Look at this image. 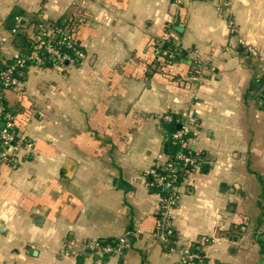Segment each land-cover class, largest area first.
I'll return each instance as SVG.
<instances>
[{
  "label": "crops",
  "instance_id": "crops-1",
  "mask_svg": "<svg viewBox=\"0 0 264 264\" xmlns=\"http://www.w3.org/2000/svg\"><path fill=\"white\" fill-rule=\"evenodd\" d=\"M41 23L85 55L44 52L3 90L33 147L0 161V264H264V0H0V69ZM184 142L196 163L161 229L155 171Z\"/></svg>",
  "mask_w": 264,
  "mask_h": 264
},
{
  "label": "built area",
  "instance_id": "built-area-1",
  "mask_svg": "<svg viewBox=\"0 0 264 264\" xmlns=\"http://www.w3.org/2000/svg\"><path fill=\"white\" fill-rule=\"evenodd\" d=\"M181 2L182 0H176ZM42 30L41 33H36L32 41V50L28 56L29 59L35 63L40 64L43 61L42 53L46 52L50 54L54 60V64L61 68H66L68 63L75 62L84 57V51L80 48V44L77 43L72 34L64 27H57L49 32H44L46 25L40 24ZM58 39H53L58 36ZM72 50V51H71ZM157 52L160 56H167L174 58L175 53L162 47V44L157 46ZM26 58L19 56L15 59L14 63L4 69H0V161H5L14 158V151L19 147H24L28 150L32 149L33 143L22 138L16 132L15 114L9 109L3 101V90L6 88L17 87L21 83V77L24 74V67H26ZM260 103L264 105V96L261 98ZM166 120L172 118L171 115H165ZM185 130H178L173 133L174 143H179L183 140ZM196 163L195 157L190 152L178 150L174 156L169 159L164 169L167 173L164 175H157L155 182L161 186H165L169 189V194L162 198L161 212L162 219L158 223L159 228L166 227V223L169 221L168 216L170 210L177 204L180 190L179 179L181 174L194 166ZM170 232V230L168 231ZM126 235L120 237L114 243L105 242L100 239H92L84 243V248L90 250V252L110 254L118 250H122L125 247ZM206 256L198 250L191 248H184L181 251L180 264H207Z\"/></svg>",
  "mask_w": 264,
  "mask_h": 264
},
{
  "label": "trees",
  "instance_id": "trees-1",
  "mask_svg": "<svg viewBox=\"0 0 264 264\" xmlns=\"http://www.w3.org/2000/svg\"><path fill=\"white\" fill-rule=\"evenodd\" d=\"M169 45H170L169 43H168V44H167V43H164V47H165V48H166V47H170L171 50H173L174 48L171 47V46H169ZM31 50H32V42L28 45V52H27L26 54L22 55V57H25V58H26V62H25V63H26V67H24V69H23L24 72L26 71L27 66H29V64L32 62V60L28 58V56H29ZM71 51H72V50H71ZM173 52L175 53V57H178V56H179L178 53H177V51H173ZM46 56H47L46 53H44V54H43V58H44L45 62H46V60H47V57H46ZM170 127H171V126H170ZM185 142H186V141H185ZM185 142H184V143H185ZM184 145H185V148H183V147H178L177 150L174 152L173 156L175 155V153H176L178 150H183V151H185V152H188V151H189V148L187 147V146H188L187 143H185ZM180 146H181V145H180ZM155 173H156V175H164V174L167 173V170H165V169H163V170H158V171H155Z\"/></svg>",
  "mask_w": 264,
  "mask_h": 264
}]
</instances>
